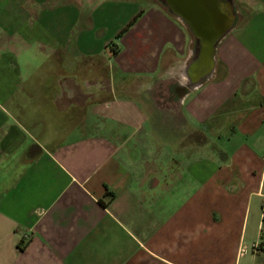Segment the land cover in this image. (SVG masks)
Listing matches in <instances>:
<instances>
[{
    "label": "crops",
    "instance_id": "1",
    "mask_svg": "<svg viewBox=\"0 0 264 264\" xmlns=\"http://www.w3.org/2000/svg\"><path fill=\"white\" fill-rule=\"evenodd\" d=\"M231 2L186 93L159 2L0 0V264H264V0Z\"/></svg>",
    "mask_w": 264,
    "mask_h": 264
},
{
    "label": "flooded vegetation",
    "instance_id": "2",
    "mask_svg": "<svg viewBox=\"0 0 264 264\" xmlns=\"http://www.w3.org/2000/svg\"><path fill=\"white\" fill-rule=\"evenodd\" d=\"M167 11L185 21L188 28L198 39L200 31H207L211 37L215 29L227 31L234 23L235 6L231 0H155ZM202 28V30H201ZM213 43V41H212ZM193 56L186 69L189 90L204 82L214 68L210 61Z\"/></svg>",
    "mask_w": 264,
    "mask_h": 264
},
{
    "label": "water",
    "instance_id": "3",
    "mask_svg": "<svg viewBox=\"0 0 264 264\" xmlns=\"http://www.w3.org/2000/svg\"><path fill=\"white\" fill-rule=\"evenodd\" d=\"M202 30V28H201ZM207 31H200V33L198 34V47H199V59H202V57L204 58L205 62H212V54L214 51V47L217 44V42L219 41V39L223 36V34L225 32L222 31V29H215L214 31V35L211 37L210 34L206 33ZM213 41V43H212ZM197 58V59H198Z\"/></svg>",
    "mask_w": 264,
    "mask_h": 264
},
{
    "label": "rangeland",
    "instance_id": "4",
    "mask_svg": "<svg viewBox=\"0 0 264 264\" xmlns=\"http://www.w3.org/2000/svg\"><path fill=\"white\" fill-rule=\"evenodd\" d=\"M183 80V79H182ZM184 82H185V89H184V91H183V89H182V91L183 92H189L190 90H189V86H188V80H186L185 81V79H184ZM161 91V90H160ZM179 91H181V89H179ZM166 103L164 100L162 101L161 99L159 100V101H157V103L158 104H160V106H161V104L162 103ZM170 102V104L172 103V106H170V107H173L174 106V101L173 100H170L169 101ZM168 102V103H169ZM157 115H158V113L156 112L155 113V115H154V117H149V119L151 120V121H149L148 120V123L150 124V123H153V125H152V127H154V137L156 138L155 140H154V142L157 144V146H159L160 145V147L162 146V143L161 142H159V141H157L156 142V140L157 139H161V136L162 135H165L166 137L167 136H170V140L172 141V135H173V133L171 132V131H168L167 130V127L166 126H164L162 123L163 122H168V123H171L170 121H166V120H168V118H165V119H163L162 117H157ZM189 140L190 139H187L186 140V143H188L189 142ZM170 148V151H171V153H176V151L175 150H173L171 147H169ZM177 154V153H176Z\"/></svg>",
    "mask_w": 264,
    "mask_h": 264
},
{
    "label": "bare ground",
    "instance_id": "5",
    "mask_svg": "<svg viewBox=\"0 0 264 264\" xmlns=\"http://www.w3.org/2000/svg\"><path fill=\"white\" fill-rule=\"evenodd\" d=\"M183 78L186 79V78H185V75H183Z\"/></svg>",
    "mask_w": 264,
    "mask_h": 264
},
{
    "label": "built area",
    "instance_id": "6",
    "mask_svg": "<svg viewBox=\"0 0 264 264\" xmlns=\"http://www.w3.org/2000/svg\"><path fill=\"white\" fill-rule=\"evenodd\" d=\"M243 252V250H241V253Z\"/></svg>",
    "mask_w": 264,
    "mask_h": 264
}]
</instances>
